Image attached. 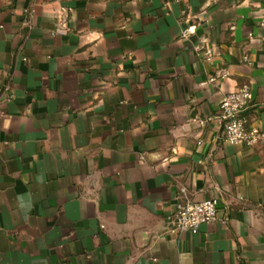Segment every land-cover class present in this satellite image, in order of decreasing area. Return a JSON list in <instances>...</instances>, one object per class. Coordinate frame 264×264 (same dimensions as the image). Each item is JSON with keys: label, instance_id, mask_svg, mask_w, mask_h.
Wrapping results in <instances>:
<instances>
[{"label": "crops", "instance_id": "0c3cea01", "mask_svg": "<svg viewBox=\"0 0 264 264\" xmlns=\"http://www.w3.org/2000/svg\"><path fill=\"white\" fill-rule=\"evenodd\" d=\"M244 84L264 133V0H0V264H264V144L213 119Z\"/></svg>", "mask_w": 264, "mask_h": 264}, {"label": "built area", "instance_id": "2783aa9c", "mask_svg": "<svg viewBox=\"0 0 264 264\" xmlns=\"http://www.w3.org/2000/svg\"><path fill=\"white\" fill-rule=\"evenodd\" d=\"M191 28L181 32L185 38L192 34ZM211 52L206 50L203 57L208 59ZM243 61H247L243 58ZM250 101L249 86L244 84L234 92L224 95L218 105L214 118L219 126L220 139L231 146H254L264 144V133L255 127L248 126L242 115ZM217 200L214 198L202 201H180L174 211L165 218V228L170 232H189L197 234L203 225L219 222Z\"/></svg>", "mask_w": 264, "mask_h": 264}]
</instances>
